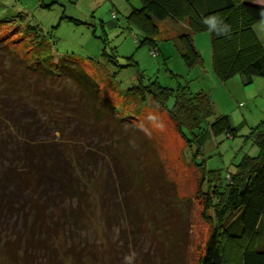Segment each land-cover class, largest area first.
Instances as JSON below:
<instances>
[{
	"label": "rangeland",
	"instance_id": "374dc122",
	"mask_svg": "<svg viewBox=\"0 0 264 264\" xmlns=\"http://www.w3.org/2000/svg\"><path fill=\"white\" fill-rule=\"evenodd\" d=\"M48 4L49 6H46ZM140 4L141 0H0V39L16 41L17 48L31 60L42 53L44 56L51 55L55 63L65 55L72 61V72L79 78L76 79L72 75V80L85 89L90 103L88 112L97 117L113 115L117 120L124 119L127 126L132 127V132L138 133L126 137L124 145L129 148L127 152L136 155L142 153V162L135 164L138 168H162L161 174L164 178H169L170 182L174 183L169 186V195H164L163 192L158 195V183L153 181L152 185H155L151 186V196L158 195V198L163 200L164 195L162 208L167 210L166 201L171 200L170 205L175 207L173 211L180 212V222L177 221L175 226L173 225L176 215L173 211L170 212L171 208L167 210L166 217L174 232L178 233L180 229L185 231L184 250L180 253V258L179 254L177 255V259L163 251V245L155 238L161 231L157 230L153 234L152 230L164 228L162 231H165L169 226L165 227L162 220L155 219L158 213L150 211L145 215L143 212L141 216L144 217L137 220L130 217L127 198L130 199L129 203L136 197L139 198L130 172L125 174L119 170L123 169L124 165H116V160L109 154V136L105 139L98 133L79 127L74 141L84 146L85 150L96 152L98 155L89 160V163L86 162V169L90 170V178L93 179L90 188V194H93L86 200L83 208H80L83 212L79 214V218L76 217L74 222L65 223L62 229L58 226V235L49 242L54 253L40 246L28 249L30 256L26 257V260L28 259L30 264H52L49 262L50 258L56 264L58 261H62L61 264H81L74 262L68 253H76L83 245L91 249L90 251H95L98 256L95 264H199L212 231L211 219L204 218V213L208 215L212 211L211 208L205 210L208 200L214 196L209 192L207 199L206 190L212 188L206 187L211 178V171L224 179L228 172L235 170L236 164L243 156H254L258 153L259 146L252 132L256 126L264 128V77L253 76L252 81L247 82L244 75L236 73L222 81L212 66L208 31L194 34V44L202 57V63L187 66L179 52L178 35L184 31L183 24L171 19L154 20L158 32L153 35V39L159 53L152 56L151 45L142 42L144 32L129 24L127 20L131 10L138 8ZM20 15L23 16L22 19ZM27 25L33 26L34 29L27 36L24 35L26 40L20 41L22 33H26L24 29L28 28ZM34 31L43 35L37 44L36 39H32ZM261 40L264 42V35H261ZM103 50L110 57L114 55L111 61L105 60ZM131 62H136L138 69L144 73L145 84L148 80H157L164 86L176 88L183 85L191 92L204 91L209 95L213 102L214 114L202 120L193 132L184 130L186 138L191 140L189 143L179 132L168 112L157 106L148 93L145 94L146 98L142 99L129 91L139 82L136 77L137 68L128 65ZM7 63V57L0 47V75ZM15 70L16 67H13L12 71ZM12 75L11 80L7 81L8 84L14 80ZM1 77L0 87L5 80L3 77L2 81ZM63 82L70 84L68 81ZM72 85L71 83V87ZM21 96L24 99L12 108V115L21 122L33 123L31 136L60 141L66 138V134L71 132L70 129L75 128L72 122L67 125L68 133L65 131L61 135L55 131L54 123H50L52 120L45 111V102L41 106L36 105L39 99L28 90L23 89ZM3 98L7 99L6 96ZM172 101L173 97H169L168 106ZM6 103L11 106L9 101ZM218 115H228L232 125L237 127L234 137L227 136L225 132L212 134L209 124ZM8 118L0 112V129L3 127L8 129L11 135L18 136V130L10 128L11 122ZM116 136L115 133L113 137ZM15 141L11 139L10 143ZM112 150L113 148L110 152ZM196 150H199V153L194 156ZM1 155H6L7 159L11 158L6 151ZM120 161L122 162V159ZM201 176L205 177L203 189L207 188L204 193L201 192ZM48 178L50 179L40 181V187L42 190H48L47 193L51 196L54 195L55 203L59 204L55 209H51L50 222H62L63 209L68 211L70 201H59L62 186L54 179L55 176L50 175ZM6 192L7 190L4 193ZM24 197L26 195L19 194V201L22 202ZM212 201L211 199L210 203ZM27 214L25 211L14 212V215L1 212L0 264H26L22 261L23 251L16 246L15 239L18 236H21L22 240L27 239L30 235L32 217ZM143 220L152 221L153 228L147 230ZM33 234L35 238L37 232ZM51 234L54 235L53 232ZM71 236L76 238L75 242L81 241V244L79 242L72 250ZM6 252L11 255L14 253L16 262L8 257ZM80 256H83V253Z\"/></svg>",
	"mask_w": 264,
	"mask_h": 264
},
{
	"label": "trees",
	"instance_id": "16d2710c",
	"mask_svg": "<svg viewBox=\"0 0 264 264\" xmlns=\"http://www.w3.org/2000/svg\"><path fill=\"white\" fill-rule=\"evenodd\" d=\"M19 17L23 18L22 15ZM155 19L160 21L171 19L186 26V30L181 32L178 38L179 52L187 66L192 67L202 63L193 35L208 31L212 48V66L222 81L236 73L244 75L247 82H251L253 76L264 77V47L253 31V24L264 20V0H141L140 6L131 10L127 20L129 24L144 32L142 42H148L151 47H157L153 39V35L158 32ZM27 27L24 29L26 33H22V37L19 38L20 41L26 40L24 35L27 36L34 29L31 25ZM42 38L41 33L34 31L32 39H36V44ZM0 47L8 62L0 75L2 81L3 77L5 78V82L3 81L0 87V112L9 117L7 120L11 122L10 128L19 132L16 136L11 135L8 129L3 127L0 129V155L6 151L11 157L7 159L6 155L0 156V214L4 212L14 215V212L25 211L32 217L29 226L30 235L27 239L22 240L21 236L15 239L16 246L23 251L22 261L30 264L31 262L26 260V257L30 256L27 251L37 246L54 253L49 242L58 235V226L62 229L65 223L74 222L76 217L79 218V214L83 212L80 208H83L86 200H89L93 194V192L90 194L93 179L90 178V170L86 169L88 165L86 162L89 163V160L95 159L98 155L96 152L85 150L84 146L74 141V135L79 127L98 133L105 139L109 136L107 145L109 154L114 161L116 160V165H124V168L120 167L119 170L125 174L130 172L131 181L136 186V194L139 197L137 199L135 195L136 199L131 200V203L129 197L127 198L130 217L141 219L144 217L141 216L143 212L146 215L153 211L159 214L155 217L157 221L162 220L165 227L169 226L167 210L171 208L169 210L172 212L175 207L170 205L171 200H165L168 203L167 210L162 208L161 203L165 199L164 195H169V186L174 183L170 182L169 178H164L161 174L162 168L157 170L150 167L143 170L138 168L137 165L142 162V153L136 155L127 152L129 148L124 145L126 137L138 133L132 132V127L127 126L126 120H117L113 115L97 117L88 112L90 103L85 89L82 85L76 84L71 77L73 75L79 79L72 72V61L64 55L54 63L51 55L44 56L42 53L31 60L25 56V53H21L16 41L12 40L0 39ZM103 55L107 61H111L114 57V55L108 56L105 50ZM128 65L137 68L136 77L139 80L138 85L133 86L129 91L142 99H145V94L148 93L157 106L168 112L185 138L184 130L193 132L202 120L214 114L213 102L206 92H191L183 85L172 88L161 85L157 80H148L145 84L144 73L138 69L137 63L131 62ZM13 67H16L17 73L12 71ZM10 73L13 74L14 80L8 84ZM63 81H68L67 83L70 84L67 85ZM23 89L36 94L39 99L36 105L41 106L46 103L44 108L49 119L52 120L50 123H54L56 127L55 131L63 135L65 131L68 133V124L72 122L75 124V128L70 129L71 132L66 134V138L60 141L37 139L31 136L33 123L14 119L12 108L24 99L21 96ZM4 96L7 99H4ZM169 97H173L170 106L167 104ZM8 101L11 106L6 103ZM259 127H254L252 132L259 146L256 155L243 156L236 164L235 170L228 172V177L225 176L224 179L211 171V178L206 187H212L210 188L212 191L203 189L205 177L200 178L201 192L207 191V199L209 192L214 196L211 198L212 203L210 199L205 206V210L208 208L212 210L208 215L204 213V218H210L212 221V231L199 264H264V128ZM209 128L214 135L225 132L227 136L234 137L237 132V127L232 125L228 115L216 116L209 124ZM115 133L117 136L113 137ZM11 139L16 141L10 143ZM186 139L188 143L191 141ZM198 153L199 150H196L194 156ZM50 175L55 176L54 179L62 186L59 201H70L68 211L63 209L62 222H50L51 209H55L59 204L55 203L54 195L51 196L47 193L48 190H42L40 187V181L50 179L51 177L48 178ZM153 181L158 183V195L164 193L163 200L158 198V195L151 196L153 191L151 186L155 185H152ZM6 190L7 192L4 193ZM19 194L26 195L22 202L18 199ZM173 213L176 215L173 225L175 226L177 221L180 222L178 218L180 212L173 211ZM185 220L186 217L183 221ZM143 221L147 230L153 228L152 221ZM159 225L161 227V224ZM162 229H153L152 233L161 231L155 238L163 245V251L176 259L179 254L180 258V253L184 250L185 231L182 232L180 229L178 233L174 232L171 226L166 227L165 231ZM35 231L37 236L33 238ZM75 239L70 237L71 250L78 246L79 242L81 244L80 240L75 242ZM90 250L83 245L76 253L72 251L68 255L74 262L95 264L98 256L95 251ZM9 253H7L8 257L16 262L15 254ZM81 253L83 256H80ZM49 262L56 264L52 258ZM58 262L57 264L62 263V261Z\"/></svg>",
	"mask_w": 264,
	"mask_h": 264
},
{
	"label": "crops",
	"instance_id": "0c3cea01",
	"mask_svg": "<svg viewBox=\"0 0 264 264\" xmlns=\"http://www.w3.org/2000/svg\"><path fill=\"white\" fill-rule=\"evenodd\" d=\"M136 8V7H134ZM174 22V21H173ZM183 24V23H182ZM182 28L186 30V26L183 24ZM253 31L255 32L256 36L261 40V35H264V20L258 21L253 24ZM193 41H194V35H193ZM264 41V40H263ZM261 43L263 44L264 42ZM264 45V44H263ZM159 50V49H158Z\"/></svg>",
	"mask_w": 264,
	"mask_h": 264
},
{
	"label": "built area",
	"instance_id": "2783aa9c",
	"mask_svg": "<svg viewBox=\"0 0 264 264\" xmlns=\"http://www.w3.org/2000/svg\"><path fill=\"white\" fill-rule=\"evenodd\" d=\"M115 16H116V14H115V12H113V17H115ZM150 52H151L152 56H157L159 53V50L157 49V47H151Z\"/></svg>",
	"mask_w": 264,
	"mask_h": 264
}]
</instances>
